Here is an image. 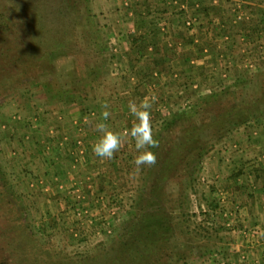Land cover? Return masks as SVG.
<instances>
[{
  "label": "rangeland",
  "instance_id": "obj_1",
  "mask_svg": "<svg viewBox=\"0 0 264 264\" xmlns=\"http://www.w3.org/2000/svg\"><path fill=\"white\" fill-rule=\"evenodd\" d=\"M116 1L120 5L124 0H0V264H100L115 254L116 240L129 238L131 223L138 221L139 202L153 178L154 165L134 164L138 152L128 134L138 122L129 106L140 104L134 98L144 99L139 97L141 89L134 93L125 89L124 80L110 79L109 56L102 55L108 53L109 37L121 25L120 18L110 13L114 12L110 4L116 7ZM244 1L249 9L243 12L245 18H234L232 11L229 16L246 32L240 31L245 40L234 48L248 56L242 72L235 75L242 89L226 100L225 93L234 86L216 87L210 97L230 103L243 95L251 99L249 103L262 102L264 109V6L250 16L253 5L264 0ZM84 75L89 77L83 79ZM178 92L166 96L177 103L181 98V104L172 107L163 104L160 93L151 91L145 97L159 105L155 112L169 115L163 123L150 116L153 136L163 133V124L174 113L195 109L197 113L195 103L203 93ZM70 99L80 105L68 104ZM99 101H107L114 118L104 121L106 130L123 138L112 159H101L92 150L103 135L96 127L103 111L94 114ZM256 107L252 109L257 111ZM262 117L235 127L220 142L203 134L200 144L209 140L214 148L200 159L191 149L167 183V206L175 226L172 249L177 254L185 251L190 258L176 261L172 252L171 264H201L207 258L210 234L221 242L231 239L230 230L217 217V226L211 229L207 171L216 156L222 159L233 152V140L250 137V128L263 125Z\"/></svg>",
  "mask_w": 264,
  "mask_h": 264
},
{
  "label": "crops",
  "instance_id": "obj_2",
  "mask_svg": "<svg viewBox=\"0 0 264 264\" xmlns=\"http://www.w3.org/2000/svg\"><path fill=\"white\" fill-rule=\"evenodd\" d=\"M140 1L124 0L120 5L116 1V7L110 4L114 10L110 13L121 20V25L117 23V32L109 37L108 53H102L109 56L110 79L124 80L125 89L134 93L141 89L139 97L143 96V100L151 91L160 93L166 107L177 103L166 99L175 95H171L173 90L182 94L191 89L196 96L203 93L198 98L201 100L210 98L216 87L226 89L239 82L235 75L242 72L248 56L234 48L241 46L245 35H241L242 28L234 25L229 16L232 11L234 18H245L243 12L249 11L246 1L240 0V4L234 0ZM260 5L264 6L253 5L250 16ZM187 16L195 17L192 26L184 25ZM257 58L261 60V56ZM134 99L137 103L142 101ZM180 101L181 98L177 105ZM106 102L96 103L95 116L100 114L97 109L105 110ZM67 103L79 104L75 99ZM158 106L153 100L150 116L163 123L169 115L163 110L155 112ZM112 116L110 113L109 122L114 119ZM98 119L104 123L103 116ZM260 126L249 129L250 137L238 132L237 136L243 138L233 140V152L222 159L217 156L212 159L213 168L207 171L210 178L206 185L209 187L206 213L211 218V229L217 226V217L230 230L231 239L221 242L210 234L207 258L201 264H264V123ZM215 153L218 154V149ZM49 170L50 167L48 174L51 175Z\"/></svg>",
  "mask_w": 264,
  "mask_h": 264
},
{
  "label": "trees",
  "instance_id": "obj_3",
  "mask_svg": "<svg viewBox=\"0 0 264 264\" xmlns=\"http://www.w3.org/2000/svg\"><path fill=\"white\" fill-rule=\"evenodd\" d=\"M58 44L59 46L62 45ZM50 52L51 49L48 53V61L50 60ZM88 77V75H84L83 79ZM241 84L242 82L239 81L233 89L225 93L226 100L230 96H237L242 89ZM240 96L239 100L236 99L230 103H225L226 100L220 96L199 99L195 104L197 113L195 112L196 109L193 113H174L171 120L168 121L171 124L168 125V122L165 126V123L163 124V133L158 131L156 134L157 136L161 134L162 137H160V141L158 140V147L155 149L157 155L153 167L154 173L152 172L153 178L149 183L147 192L139 202L138 221L134 226L131 223L130 229H128L129 233L132 229L129 238L116 240L119 247L115 254L100 264H171L172 252H174L171 237L174 234L175 226L167 206L166 199L169 196L167 183L179 171L191 149H194L196 158L200 159L202 155L214 148L213 144H209V140L200 144L199 141H201L203 134H208L211 139L220 142L227 139L235 127L250 123L264 115V109L260 107L262 102L249 103L248 101L251 99L245 100L246 97ZM253 105L259 106L256 107L257 111L252 109ZM213 109H216L214 116ZM165 140L169 141L167 147H163ZM185 253V251L178 254L174 252L176 254L175 260L183 263L190 260ZM82 261L86 263L87 260Z\"/></svg>",
  "mask_w": 264,
  "mask_h": 264
},
{
  "label": "clouds",
  "instance_id": "obj_4",
  "mask_svg": "<svg viewBox=\"0 0 264 264\" xmlns=\"http://www.w3.org/2000/svg\"><path fill=\"white\" fill-rule=\"evenodd\" d=\"M129 107L138 121L128 133L134 139L135 148L138 152V155L134 158V164L138 168L145 165H154L156 163V155L151 149L157 147L158 141L152 133L151 103L148 100H144L139 105L131 103ZM104 108L102 116L104 121H107L110 117V112L107 110L108 105L105 104ZM96 127L103 135L93 145L92 150L101 159H112L114 154L119 151L123 138L119 133L106 130L107 126L103 122L98 123Z\"/></svg>",
  "mask_w": 264,
  "mask_h": 264
},
{
  "label": "built area",
  "instance_id": "obj_5",
  "mask_svg": "<svg viewBox=\"0 0 264 264\" xmlns=\"http://www.w3.org/2000/svg\"><path fill=\"white\" fill-rule=\"evenodd\" d=\"M183 21L189 27V26H192L194 24L195 17L194 16H187Z\"/></svg>",
  "mask_w": 264,
  "mask_h": 264
}]
</instances>
